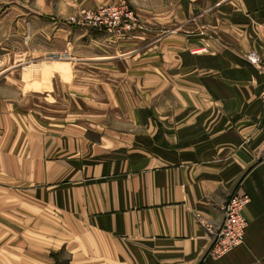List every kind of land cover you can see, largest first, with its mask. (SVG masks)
Wrapping results in <instances>:
<instances>
[{
  "label": "crops",
  "instance_id": "0c3cea01",
  "mask_svg": "<svg viewBox=\"0 0 264 264\" xmlns=\"http://www.w3.org/2000/svg\"><path fill=\"white\" fill-rule=\"evenodd\" d=\"M197 1L196 20L186 17L180 27L213 37L191 40L208 52L170 69V96L180 100L163 106L147 131L138 128L106 150L86 140L59 173L84 229L82 260L74 255L69 264H264V0ZM253 53L258 66L248 60ZM11 68L0 71V159L38 161L42 124L33 136L13 122L20 119V88L3 80ZM37 175L35 189L25 177L19 187L0 184V192L38 197ZM236 193L251 198L245 243L214 259L209 229L222 226L225 203Z\"/></svg>",
  "mask_w": 264,
  "mask_h": 264
},
{
  "label": "rangeland",
  "instance_id": "374dc122",
  "mask_svg": "<svg viewBox=\"0 0 264 264\" xmlns=\"http://www.w3.org/2000/svg\"><path fill=\"white\" fill-rule=\"evenodd\" d=\"M196 4L201 5L197 0H0V71L15 66L3 80L20 88V119L13 122L33 136L42 124L44 147L38 161L0 159V184L7 188L25 184L26 177L32 190L39 170L43 176L38 197L0 192V264H69L74 255L82 260L84 229L69 209L68 182L59 173L71 150L82 151L86 140L103 143L106 150L138 128L147 131L149 120L163 116V106L180 100L170 96V69L208 52L191 40L213 37L180 27ZM126 10L131 18L122 14Z\"/></svg>",
  "mask_w": 264,
  "mask_h": 264
},
{
  "label": "built area",
  "instance_id": "2783aa9c",
  "mask_svg": "<svg viewBox=\"0 0 264 264\" xmlns=\"http://www.w3.org/2000/svg\"><path fill=\"white\" fill-rule=\"evenodd\" d=\"M116 12L120 13L119 11ZM121 12L127 18L132 17V13L129 10ZM95 16H98V14ZM87 18L93 19L91 14H87ZM73 21V23H77L78 18ZM248 60L257 66L259 64V59L254 53L248 56ZM250 203L251 198L247 193H236L226 201L222 226L209 229V234L213 239L209 252L212 258L220 259L245 243L246 230L249 223L244 216V210Z\"/></svg>",
  "mask_w": 264,
  "mask_h": 264
}]
</instances>
